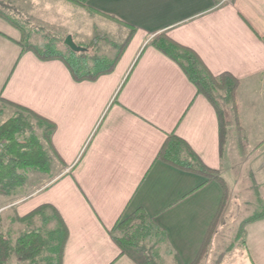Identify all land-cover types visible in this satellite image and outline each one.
<instances>
[{"label":"crops","instance_id":"0c3cea01","mask_svg":"<svg viewBox=\"0 0 264 264\" xmlns=\"http://www.w3.org/2000/svg\"><path fill=\"white\" fill-rule=\"evenodd\" d=\"M31 5L39 22L54 16L83 25L77 7L63 0ZM84 6L130 34L112 70L94 80L75 81L61 61L22 51L20 31L0 18V100L53 124L48 146L59 164L24 172L21 187L0 195V234L14 245L58 216L66 230L61 264H135L120 255L112 232L141 210L164 232L174 259L194 264L224 188L157 154L173 135L224 185L233 160L225 142L220 147L214 107L150 41L164 34L213 76L227 73L239 82L235 115L244 118L236 125L258 141L247 160L264 196V0H88ZM243 242L238 264H264V218L244 226Z\"/></svg>","mask_w":264,"mask_h":264},{"label":"trees","instance_id":"16d2710c","mask_svg":"<svg viewBox=\"0 0 264 264\" xmlns=\"http://www.w3.org/2000/svg\"><path fill=\"white\" fill-rule=\"evenodd\" d=\"M63 1L72 5H80L84 7V9H88L84 6L88 0ZM88 10L93 13L95 12L91 9ZM103 17L108 20L115 21L109 16L103 15ZM0 18L4 19L10 25L14 26L20 31L21 40L19 44L22 48V51L32 52L37 57V59L41 61H61L75 81L94 80L100 75L109 73L119 57L118 55L111 65H106L107 63L103 59L91 57V62L93 63L91 68H94L92 72V70H89V66L87 65L88 62H86L87 59L83 53H74L66 47V54H63L60 50L55 48L53 41L47 42L42 47L43 49H38L37 47L29 44L27 45V42L23 40L24 34L22 28L1 12ZM129 39L130 34L127 41ZM150 44L166 57L171 59L174 63H176L187 79L195 86L197 93L203 95L214 107L219 120V143L221 147L223 142H225V132L229 123L227 121L224 122L226 116L223 114L222 110H220L214 94L217 91L223 92V101L231 103L232 111L235 113V92L239 82L233 76L227 73L217 77L213 76L208 72L195 53L189 49L179 46L164 34H158L154 36L150 41ZM124 46L122 47L121 51L123 50ZM4 103H7L8 105L18 109L20 112L26 113L27 116L37 120L39 122L40 128L45 126V136L43 139L49 144V136L54 129L53 124L43 120L25 108L9 104L8 102ZM31 130L32 127L29 124V121L21 114L14 115L0 124V143L4 142L2 148L0 149V195H10L16 189L21 187L25 182V175H23L25 170L30 168L40 172H45L48 170V159L42 151L39 140L33 133H31ZM27 132L30 133L28 138H26L22 143L19 142L18 137L23 136ZM156 159L179 170L199 174L207 179H213L222 185L225 192L224 184L217 177V172L207 169L191 152L188 146L182 140L173 135L167 137L160 148ZM262 207L263 209L258 215L251 217L243 225L263 219L264 204ZM39 211L40 210H37L36 213ZM57 220L58 229L50 236V241H56L57 246H50V244L44 242L40 232H32L23 235L16 241L14 245H12L0 234V264H7L10 255H13L15 258H18L21 261H33L47 246V249L49 248L50 252L56 255V261L53 264H61V254L63 241L66 237V230L58 216ZM242 229L243 226L241 231ZM117 231L118 235L112 236V240L118 247L120 255L126 256L135 264H156L155 259L149 253V249L144 246V241L150 238L155 239L158 242L165 243V234L153 224V222L144 214L143 211L138 210L131 216L118 222ZM207 239L208 236L202 245L198 259L206 245Z\"/></svg>","mask_w":264,"mask_h":264},{"label":"rangeland","instance_id":"374dc122","mask_svg":"<svg viewBox=\"0 0 264 264\" xmlns=\"http://www.w3.org/2000/svg\"><path fill=\"white\" fill-rule=\"evenodd\" d=\"M73 6H76L77 12L81 14L79 21L83 22V25L80 29L75 28V22L71 25L69 22L65 23L62 20H57L54 16H49L50 18H45L42 22L37 21L38 17L31 9V0H0V12L22 28L23 40L27 42V45L43 49L42 47L47 42L53 41L55 48L66 54V46L63 42L67 36H71L77 46L85 49L86 52H83V54L87 59L89 70L93 72L94 69L91 68L93 64L91 57L103 59L107 63L106 65H111L126 43L129 30L108 23L107 20H101L88 9H84V11L78 9L84 8L80 5ZM91 32L92 36L89 35ZM83 36L89 38L86 39ZM214 96L220 110L226 116L224 122L227 121L228 126L232 125L230 131L225 132V144L233 163L232 168L227 171L224 177L225 197L223 206L208 234L206 245L195 264H238L240 262L238 256L243 253V229L245 226L243 224L251 217L258 215L264 204V196L258 192L249 175L247 160L256 152L255 146L258 141L253 138V132L248 128H244L243 124L240 127L236 125V119L241 124L244 117L242 118L241 115L236 118L235 113L232 112L231 103H227L222 99L224 93L217 91ZM254 107L256 105L247 108L249 114L250 109L253 110ZM18 114L23 115L29 121L32 127L31 133L39 140L42 151L48 159V170L45 172H48L51 168L59 167L48 143L43 139L45 126L40 128L37 120L0 100V124ZM29 134L27 132L18 137V141L24 142ZM2 143L4 144V142ZM34 171L37 170L30 168L24 172H26V175ZM50 218L49 222H42L40 234L44 242H47L50 246H57L56 241H50V236L58 229V221L53 220L51 216ZM112 235H118L117 226L114 228ZM8 239L10 242L13 241L11 238ZM144 246L149 249V253L155 259L156 264H179L164 243L149 238L144 241ZM47 247L33 261L16 260L13 255H10L7 264H53L56 261V255L51 253Z\"/></svg>","mask_w":264,"mask_h":264},{"label":"water","instance_id":"95a60500","mask_svg":"<svg viewBox=\"0 0 264 264\" xmlns=\"http://www.w3.org/2000/svg\"><path fill=\"white\" fill-rule=\"evenodd\" d=\"M63 44L72 52L74 53H83L85 52V49L84 48H81L79 46H77L72 37L71 36H67L65 39H64V42Z\"/></svg>","mask_w":264,"mask_h":264},{"label":"built area","instance_id":"2783aa9c","mask_svg":"<svg viewBox=\"0 0 264 264\" xmlns=\"http://www.w3.org/2000/svg\"><path fill=\"white\" fill-rule=\"evenodd\" d=\"M2 146H3V143H0V149L2 148Z\"/></svg>","mask_w":264,"mask_h":264}]
</instances>
